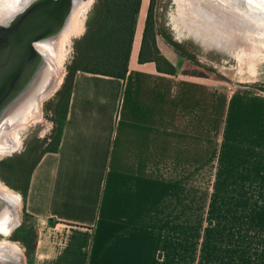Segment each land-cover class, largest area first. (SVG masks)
<instances>
[{
  "label": "crops",
  "instance_id": "1",
  "mask_svg": "<svg viewBox=\"0 0 264 264\" xmlns=\"http://www.w3.org/2000/svg\"><path fill=\"white\" fill-rule=\"evenodd\" d=\"M148 3L123 77L67 82L29 176L30 264H264V90L189 73L160 34L174 71L139 61Z\"/></svg>",
  "mask_w": 264,
  "mask_h": 264
},
{
  "label": "bare ground",
  "instance_id": "2",
  "mask_svg": "<svg viewBox=\"0 0 264 264\" xmlns=\"http://www.w3.org/2000/svg\"><path fill=\"white\" fill-rule=\"evenodd\" d=\"M30 1L0 0V24L15 18ZM92 1L74 0L67 20L58 31L34 41L40 59L0 109V154L18 150L19 131L40 118L42 100L61 82L66 45L72 36L83 32L84 13ZM176 4L178 18L187 32L206 44H213L214 40L218 44L231 42L236 48L248 50L252 45L264 46V0H176ZM218 44L213 45L220 47ZM235 57L258 59L250 52L236 53ZM20 199L19 193L0 180V234H11L20 222ZM21 252L16 242L0 241L1 263L21 260Z\"/></svg>",
  "mask_w": 264,
  "mask_h": 264
},
{
  "label": "trees",
  "instance_id": "3",
  "mask_svg": "<svg viewBox=\"0 0 264 264\" xmlns=\"http://www.w3.org/2000/svg\"><path fill=\"white\" fill-rule=\"evenodd\" d=\"M154 3L155 0H149L138 59L139 61L154 60L158 69L174 71V66L160 52L156 43V35L160 33V30L153 12ZM140 5L141 0L93 1L86 17L85 30L74 40L72 63L67 69L60 89L56 91V100L52 106L51 120L54 126L50 141L31 161H29L28 153L16 157L12 155L0 157L2 180L17 189L23 199L25 219L12 231L11 238L25 246L28 256H31L34 250L36 239L33 223L26 222L27 217H30L25 208L29 176L43 151L55 150L58 147L70 96V85L67 82L72 79L73 72L78 69L118 77L125 75ZM168 43L184 55L179 44L170 40Z\"/></svg>",
  "mask_w": 264,
  "mask_h": 264
},
{
  "label": "rangeland",
  "instance_id": "4",
  "mask_svg": "<svg viewBox=\"0 0 264 264\" xmlns=\"http://www.w3.org/2000/svg\"><path fill=\"white\" fill-rule=\"evenodd\" d=\"M93 1L84 13V30L86 17ZM177 8L178 6L176 4V0H155L153 12L158 29L160 30V33L158 34H160V36L165 41L169 42L170 40L176 42L182 48L188 66L185 69L186 71H188L189 73L212 75L223 78L235 86H239V84H242L253 86L259 90H264V46L257 47L252 45L248 50L243 49L244 47L236 48V46L231 42L218 44L217 42H214L216 40L211 41L215 45H220V47L213 44H206L187 32L185 26L178 18L179 10ZM83 32L77 34V36H72L69 44L66 45V54L62 62L63 76L61 78V82L50 96L42 100V112L40 118L31 121L24 129H21L19 131L21 143L18 147V150H15L6 155L0 154V157L11 155L16 157L23 153H28L29 161H31L37 155H39L40 151L50 141L51 131L53 130L54 126V123L51 120V115L52 106L56 100V91L60 89L67 69L72 63L71 60L74 53V40ZM212 37L213 39H216V37ZM249 52L254 53V55L258 56V59L235 57L236 53L242 54ZM0 180L7 186H9L5 181L2 180L1 176ZM9 187L20 194L17 189L11 186ZM20 200V222L16 226H18L22 222V220L25 219V216L23 214L22 196ZM26 222L27 224L32 223V218L27 217ZM1 240L16 242L22 249V258L20 260L21 263L30 264L31 256H28L26 254L25 246L20 241L11 238V234L7 236L4 234H0V241Z\"/></svg>",
  "mask_w": 264,
  "mask_h": 264
},
{
  "label": "water",
  "instance_id": "5",
  "mask_svg": "<svg viewBox=\"0 0 264 264\" xmlns=\"http://www.w3.org/2000/svg\"><path fill=\"white\" fill-rule=\"evenodd\" d=\"M74 0H32L8 23L0 24V109L40 59L34 41L51 33L55 16L65 23ZM50 30V31H49ZM19 223V222H18ZM0 264H22L20 259Z\"/></svg>",
  "mask_w": 264,
  "mask_h": 264
},
{
  "label": "flooded vegetation",
  "instance_id": "6",
  "mask_svg": "<svg viewBox=\"0 0 264 264\" xmlns=\"http://www.w3.org/2000/svg\"><path fill=\"white\" fill-rule=\"evenodd\" d=\"M60 16L61 15H58L57 17L55 16L54 18H55V20L57 19V21H53L52 22V24L50 25V27H49V29L51 30V33L53 34H55V32H57L58 31V29L64 24V22L63 23H61L60 24V22H58V20H59V18H60ZM60 21V20H59ZM49 30V31H50Z\"/></svg>",
  "mask_w": 264,
  "mask_h": 264
}]
</instances>
